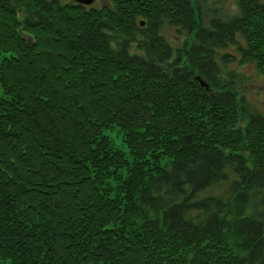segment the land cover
Returning <instances> with one entry per match:
<instances>
[{
	"label": "trees",
	"instance_id": "trees-1",
	"mask_svg": "<svg viewBox=\"0 0 264 264\" xmlns=\"http://www.w3.org/2000/svg\"><path fill=\"white\" fill-rule=\"evenodd\" d=\"M108 1L0 0V264H264V116L216 59L264 73V3L205 28L193 0Z\"/></svg>",
	"mask_w": 264,
	"mask_h": 264
},
{
	"label": "rangeland",
	"instance_id": "rangeland-1",
	"mask_svg": "<svg viewBox=\"0 0 264 264\" xmlns=\"http://www.w3.org/2000/svg\"><path fill=\"white\" fill-rule=\"evenodd\" d=\"M51 1V0H50ZM62 4L74 3L73 0H58ZM194 6L197 11V16H200V23L202 27L209 28L210 22L214 18H222L223 20L230 21L236 16L241 14V0H193ZM260 3H264V0H259ZM110 6L108 0H94L91 5H87V9H101L103 7ZM21 20L28 18V14L22 11L19 15ZM139 18L138 21H142ZM147 27L143 25L142 28ZM110 36L111 44L113 48H118V45L127 46L126 49L122 45V48L127 50L129 54H136L144 56L146 51L140 47L143 45V34L136 33V35H127L121 32H114L107 30ZM159 33L164 37L174 49L182 48L186 36L180 33L174 27L168 24H162ZM238 41H242L241 37L238 35ZM193 37H191L189 42H192ZM235 56L237 61H227L224 56ZM240 53L237 47L234 45H229L225 49H218V55L216 57L219 65L221 66L223 79L230 80L233 82V87L236 88L238 92V106L243 113V120L241 125L245 127L250 120L251 114L255 111L260 112L264 116V73L257 70L254 63H240ZM185 59V58H184ZM3 93L0 86V95ZM116 143L121 146L119 139L113 135ZM247 155V153H244ZM227 188V183H221L217 187H212L208 192L214 194H220L224 192Z\"/></svg>",
	"mask_w": 264,
	"mask_h": 264
},
{
	"label": "water",
	"instance_id": "water-1",
	"mask_svg": "<svg viewBox=\"0 0 264 264\" xmlns=\"http://www.w3.org/2000/svg\"><path fill=\"white\" fill-rule=\"evenodd\" d=\"M73 1L76 2L77 4H82V5H85V6L91 5L94 2V0H73ZM141 25H143V23H141ZM23 37H24L25 40H27L29 43H31V41H32L31 36H29L28 34L23 33ZM197 79L200 81V83L203 86H206L208 88V84H205V82L200 77H198Z\"/></svg>",
	"mask_w": 264,
	"mask_h": 264
}]
</instances>
